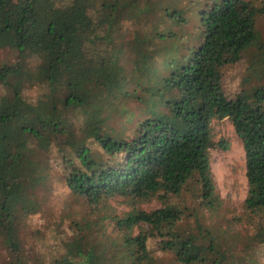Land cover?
<instances>
[{
	"label": "trees",
	"instance_id": "trees-1",
	"mask_svg": "<svg viewBox=\"0 0 264 264\" xmlns=\"http://www.w3.org/2000/svg\"><path fill=\"white\" fill-rule=\"evenodd\" d=\"M261 16L264 0H0V50L14 55L0 63V264H164L154 248L234 264L204 217L221 203L210 150L229 148L212 121L231 122L245 204L264 211ZM244 58L229 95L224 70ZM51 195L57 217L27 229ZM111 196L132 208L111 216L126 234L107 244L71 201ZM151 197L162 205H137Z\"/></svg>",
	"mask_w": 264,
	"mask_h": 264
},
{
	"label": "rangeland",
	"instance_id": "rangeland-1",
	"mask_svg": "<svg viewBox=\"0 0 264 264\" xmlns=\"http://www.w3.org/2000/svg\"><path fill=\"white\" fill-rule=\"evenodd\" d=\"M257 23L264 37V16L258 18ZM13 58L12 50H0V63L13 61ZM245 62L244 58L225 68L222 81L227 94L232 95L241 87L243 76L245 77L248 73ZM37 91L34 89L32 94L35 95ZM3 92L4 88L0 85V95ZM128 117H124L122 120L127 128L138 118L133 114L131 121H128ZM212 125L215 140H226L229 143V148L227 150L220 148L210 150L211 170L221 203L216 208L204 210L205 223L216 231L222 247L227 251L228 258L234 261V264H246L247 259L250 258L264 262V242L261 241L264 232V211L259 208H250L245 204L247 180L242 143L234 133L233 126L228 119H214ZM128 132H132L131 129ZM54 184L56 183L53 182ZM63 193L62 185L58 184L53 194L59 198ZM36 200L40 208L30 217L33 225L26 223L27 229H30V226L39 225L47 212H51L48 218H56L57 214H53L60 210V203H53V195L49 197L47 203L42 202L40 196H36ZM71 203L73 213L70 218L72 220H78L79 224L87 226L107 244L123 240L126 233L117 227L115 219L111 216L116 214L121 216L132 208V204L125 197H104L95 203L89 200H73ZM137 205L143 209L151 210L160 207L162 201L157 197H151L140 200ZM138 230L140 228L136 227L134 232ZM35 241H32L30 236L27 237L28 245L34 244ZM151 243L153 244L154 241L150 242V246ZM151 250H154V253L163 259L164 264H177L173 263L172 256L159 252L155 248Z\"/></svg>",
	"mask_w": 264,
	"mask_h": 264
}]
</instances>
